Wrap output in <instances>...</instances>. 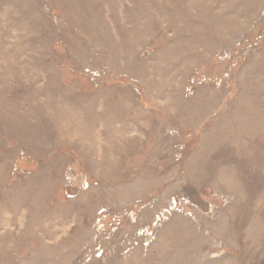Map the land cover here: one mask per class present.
Listing matches in <instances>:
<instances>
[{"label": "rangeland", "instance_id": "1", "mask_svg": "<svg viewBox=\"0 0 264 264\" xmlns=\"http://www.w3.org/2000/svg\"><path fill=\"white\" fill-rule=\"evenodd\" d=\"M0 264H264V0H0Z\"/></svg>", "mask_w": 264, "mask_h": 264}, {"label": "bare ground", "instance_id": "2", "mask_svg": "<svg viewBox=\"0 0 264 264\" xmlns=\"http://www.w3.org/2000/svg\"><path fill=\"white\" fill-rule=\"evenodd\" d=\"M23 64V63H22ZM41 78V77H40Z\"/></svg>", "mask_w": 264, "mask_h": 264}]
</instances>
